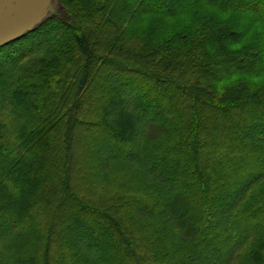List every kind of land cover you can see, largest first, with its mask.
<instances>
[{"label":"trees","instance_id":"obj_1","mask_svg":"<svg viewBox=\"0 0 264 264\" xmlns=\"http://www.w3.org/2000/svg\"><path fill=\"white\" fill-rule=\"evenodd\" d=\"M0 47V264H264V0H60Z\"/></svg>","mask_w":264,"mask_h":264},{"label":"flooded vegetation","instance_id":"obj_2","mask_svg":"<svg viewBox=\"0 0 264 264\" xmlns=\"http://www.w3.org/2000/svg\"><path fill=\"white\" fill-rule=\"evenodd\" d=\"M44 3L45 0H0V31L7 25H16V20L12 18L16 15V11L19 8L26 9V12L24 13L23 17H28L32 12L33 8H43L37 13V15L31 17V19L28 21V23H30L38 19V17L43 13L45 14V10H47L46 8L59 7L53 6L52 0H50L46 5Z\"/></svg>","mask_w":264,"mask_h":264},{"label":"water","instance_id":"obj_3","mask_svg":"<svg viewBox=\"0 0 264 264\" xmlns=\"http://www.w3.org/2000/svg\"><path fill=\"white\" fill-rule=\"evenodd\" d=\"M50 0H45V5ZM35 9V10H34ZM43 8H33L32 12L28 17H23L24 13L26 12L25 8H19L16 11V15L12 18L16 20V25H7L0 31V47L9 43L10 41L20 37L23 33L31 30L35 26V22L40 21L42 19V15L38 17V19L34 20L33 22L28 23V21L34 15Z\"/></svg>","mask_w":264,"mask_h":264},{"label":"rangeland","instance_id":"obj_4","mask_svg":"<svg viewBox=\"0 0 264 264\" xmlns=\"http://www.w3.org/2000/svg\"><path fill=\"white\" fill-rule=\"evenodd\" d=\"M60 0H52V5L53 6H59L58 8H62V5L59 3ZM58 8H46L47 10H45V14H42V19H40V21H42L43 19H45L46 17H48L49 15L55 13L57 11ZM40 21L36 22V25L39 24ZM35 25V26H36ZM34 26V27H35ZM33 27V28H34Z\"/></svg>","mask_w":264,"mask_h":264}]
</instances>
